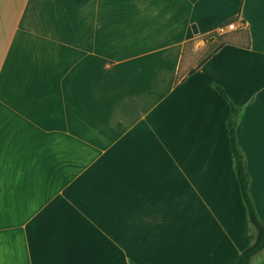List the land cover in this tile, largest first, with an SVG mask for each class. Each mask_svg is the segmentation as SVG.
<instances>
[{
	"label": "crops",
	"instance_id": "crops-1",
	"mask_svg": "<svg viewBox=\"0 0 264 264\" xmlns=\"http://www.w3.org/2000/svg\"><path fill=\"white\" fill-rule=\"evenodd\" d=\"M235 17L250 48L189 75ZM213 84L262 219L264 0H0V264H231L254 231Z\"/></svg>",
	"mask_w": 264,
	"mask_h": 264
},
{
	"label": "trees",
	"instance_id": "trees-1",
	"mask_svg": "<svg viewBox=\"0 0 264 264\" xmlns=\"http://www.w3.org/2000/svg\"><path fill=\"white\" fill-rule=\"evenodd\" d=\"M239 22V17L232 18L220 26L221 30L228 29L230 25ZM245 22L242 21L241 26L226 34H219L218 31H213L202 39L208 45V50L205 55L199 60L198 64L190 71L189 75L196 72L209 59L217 54L226 45H235L249 49L250 48V34L244 28ZM193 44L189 42L186 47ZM216 91L227 101L229 105V114L227 119V134L229 140V147L233 157V170L237 178L240 188L242 200L245 204L248 219L252 227L255 229V234L251 236V243L241 252V254L231 264H252L253 260L262 252H264V221L259 216L254 198L251 193V176L248 171L247 162L244 151L240 146L237 136L238 121L241 109L236 106L228 97L225 90L213 84ZM130 264H140L134 260H130Z\"/></svg>",
	"mask_w": 264,
	"mask_h": 264
},
{
	"label": "rangeland",
	"instance_id": "rangeland-1",
	"mask_svg": "<svg viewBox=\"0 0 264 264\" xmlns=\"http://www.w3.org/2000/svg\"><path fill=\"white\" fill-rule=\"evenodd\" d=\"M237 24H238V26H241V24H239V23H237ZM233 30H235V28H233V29H232V28H231V29L229 28V29H225V30H221V29H219L218 32H219V34H226V33L231 32V31H233ZM207 50H208V45L206 44V47H205L204 50L202 51L201 55L196 56L195 53H193L194 55H193V57H191L192 67H194V66H196V65L198 64L199 60L205 55V53L207 52ZM235 181H236V180H235ZM226 182H228V181L226 180ZM236 185H237V183H236ZM226 194H227V192H226ZM226 194H225L224 197H223V203H222V206H224L225 209H228L229 207L232 208V206H234V204L232 205V202L229 203V202L226 200V196H227ZM239 196H240V195H239ZM240 200H241V197H240ZM242 201H243V200H241V204L243 203ZM242 205H243V204H242ZM222 206H221V207H222ZM243 207H244V212H245V215L243 214V217H245V218L247 219L250 230L253 229V231H254V233L252 232L251 235H254V234H255V229L252 227V225H251L250 222H249L248 215H247V211H246L244 205H243ZM259 207H260V206H258V208H259ZM212 209H214V208H212ZM260 213H261L262 219L264 220V212L262 211L261 208H260ZM209 214H211V213H209ZM240 217H241V218H240ZM243 217H242V215H240V214H238V216H237V218H239V219H242ZM261 261H264V252H262L261 254H259V255L253 260L252 264H259Z\"/></svg>",
	"mask_w": 264,
	"mask_h": 264
},
{
	"label": "built area",
	"instance_id": "built-area-1",
	"mask_svg": "<svg viewBox=\"0 0 264 264\" xmlns=\"http://www.w3.org/2000/svg\"><path fill=\"white\" fill-rule=\"evenodd\" d=\"M237 27H238V26H236L235 24H232V25L229 26L230 29H231V28H232V29H233V28L236 29ZM229 28H228V29H229Z\"/></svg>",
	"mask_w": 264,
	"mask_h": 264
}]
</instances>
